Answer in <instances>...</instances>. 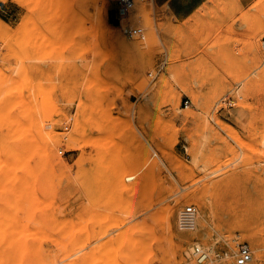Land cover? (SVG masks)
<instances>
[{
  "label": "rangeland",
  "instance_id": "374dc122",
  "mask_svg": "<svg viewBox=\"0 0 264 264\" xmlns=\"http://www.w3.org/2000/svg\"><path fill=\"white\" fill-rule=\"evenodd\" d=\"M94 5L0 0V264H187L195 241L264 264V0L186 23L136 0L120 25Z\"/></svg>",
  "mask_w": 264,
  "mask_h": 264
},
{
  "label": "crops",
  "instance_id": "0c3cea01",
  "mask_svg": "<svg viewBox=\"0 0 264 264\" xmlns=\"http://www.w3.org/2000/svg\"><path fill=\"white\" fill-rule=\"evenodd\" d=\"M225 1L233 5L239 13H249L258 4L259 0H153L157 7L164 8L167 14L177 23L192 22L201 16H204L208 9L213 8L218 2ZM107 19L116 24V16L110 12ZM241 29V28H239ZM254 43V41H253ZM264 50V40L262 41ZM232 56V55H231ZM248 67L252 63L259 61V52H250V50L236 59Z\"/></svg>",
  "mask_w": 264,
  "mask_h": 264
},
{
  "label": "built area",
  "instance_id": "2783aa9c",
  "mask_svg": "<svg viewBox=\"0 0 264 264\" xmlns=\"http://www.w3.org/2000/svg\"><path fill=\"white\" fill-rule=\"evenodd\" d=\"M111 5V12L116 16V21L120 25L125 21L129 11L132 9L136 0H106ZM125 31L128 35H138L143 36L142 28L130 27L127 22L125 24ZM188 101H185L187 104ZM67 128V127H66ZM196 213V208L193 205L186 206L180 213L179 216V226L184 229H191L187 221L191 219ZM221 258L227 257V252L222 251L220 255ZM191 262L187 264H203L208 260V251L204 249L201 245L194 244L191 246L190 250ZM252 260V252L250 247L246 243H239L236 246V251L234 254L233 264H250Z\"/></svg>",
  "mask_w": 264,
  "mask_h": 264
},
{
  "label": "bare ground",
  "instance_id": "6f19581e",
  "mask_svg": "<svg viewBox=\"0 0 264 264\" xmlns=\"http://www.w3.org/2000/svg\"><path fill=\"white\" fill-rule=\"evenodd\" d=\"M102 0H92V3L93 4H95L94 6H96L99 2H101ZM111 36V35H110ZM108 37V36H107ZM110 38V37H109ZM108 38V39H109ZM112 39H114V38H112L111 37V40ZM48 151V150H47ZM55 162H56V160L55 159H53ZM59 160V159H58ZM194 195V194H193ZM186 199V198H185ZM188 199V198H187ZM186 199V200H187ZM200 203H202V202H200ZM199 203V204H200ZM177 206H175V207H169L168 208V210H167V213H166V224H167V227H168V229L169 230H171V228H172V226H171V224H172V218H174L173 217V215H174V212H175V208H176ZM201 208H202V206H201ZM204 208V207H203ZM202 208V209H203ZM176 209H178V208H176ZM201 210V209H200ZM204 211H205V208L203 209ZM200 212V211H199ZM196 214V215H195ZM194 214V216L191 218V219H189V221H187L188 222V224L190 225V228H193V232H196L197 233V228H198V226H204L205 224H208L207 222H208V220L204 217V215L202 216V215H200L199 213L197 214V213H195ZM175 216H177V215H175ZM209 216V215H208ZM208 218V217H207ZM175 222V221H174ZM210 222V221H209ZM164 223H165V221H164ZM173 224H175V223H173ZM210 224V223H209ZM174 226V225H173ZM174 228H176L175 226H174ZM208 228V227H207ZM198 229H200V228H198ZM203 229V228H202ZM205 229V228H204ZM201 230V229H200ZM177 231V230H176ZM203 232H205V231H203ZM177 233H179V230L177 231ZM176 233V234H177ZM173 234H174V232H173ZM180 234H182V233H180ZM201 236H202V234L201 233H199ZM204 234V233H203ZM179 235V234H178ZM180 236V235H179ZM195 236H198V234L197 235H195ZM176 238V237H175ZM181 238H182V235H181ZM185 238H187V235H185ZM185 238H183L184 240H185ZM196 238V237H195ZM198 238V237H197ZM203 238V237H202ZM253 239V238H252ZM187 240V239H186ZM189 240V239H188ZM177 242V241H176ZM181 242H183V240L181 239ZM257 242V241H256ZM255 242V243H256ZM195 243L196 244H198V245H200L199 244V242L198 241H195ZM190 244V243H189ZM260 244V243H259ZM258 244V245H259ZM192 245V244H191ZM186 247H187V245H186ZM259 248V247H258ZM262 249V248H261ZM190 250H191V248L189 247V250L188 251H183V252H185V254H187V256H189L190 257ZM260 250V249H259ZM209 251H211V249L209 250ZM178 253V252H177ZM258 253V252H257ZM260 253H261V250H260ZM259 253V254H260ZM263 253V252H262ZM261 253V254H262ZM208 255H209V253H208ZM263 255V254H262ZM261 256V255H260ZM259 257V256H258ZM264 257V256H263ZM212 260V259H211ZM259 260V259H258ZM255 263V262H254ZM253 263V264H254ZM179 264V263H178ZM208 264V263H207Z\"/></svg>",
  "mask_w": 264,
  "mask_h": 264
}]
</instances>
